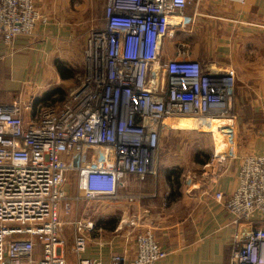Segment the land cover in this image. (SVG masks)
Segmentation results:
<instances>
[{
  "label": "built area",
  "instance_id": "2783aa9c",
  "mask_svg": "<svg viewBox=\"0 0 264 264\" xmlns=\"http://www.w3.org/2000/svg\"><path fill=\"white\" fill-rule=\"evenodd\" d=\"M193 1L107 0L85 41L83 75L61 103L27 117L30 103L0 101V264H69L67 250L76 264H101L82 256L98 229L94 220H61L72 215L67 175L73 171L80 199L100 204L116 196L128 175L155 174L162 138L179 128L171 119L189 118L190 128L218 132L224 142L198 178L236 157L234 69L208 67L185 48L182 57H162L163 39L193 24L186 13ZM39 19L35 0H0V42L31 34ZM195 178L189 174L185 185ZM214 197L235 222L252 226L243 240L235 236L228 264H264V153L241 156L235 188ZM135 244L132 259L113 254L111 264H155L167 254L149 231Z\"/></svg>",
  "mask_w": 264,
  "mask_h": 264
},
{
  "label": "crops",
  "instance_id": "0c3cea01",
  "mask_svg": "<svg viewBox=\"0 0 264 264\" xmlns=\"http://www.w3.org/2000/svg\"><path fill=\"white\" fill-rule=\"evenodd\" d=\"M71 1L37 0V7L48 21L36 24L31 35H18L11 43L0 42V101L17 100L4 94L19 91L29 80L35 82L36 74L46 73L51 66L58 74L54 61L60 60V52L56 51L67 55L70 38L79 39L78 51L84 64L92 14L102 21L104 7L97 11L86 1L82 4L76 1L78 7H72ZM186 13L194 16L193 24L184 32L187 36L177 30L174 36L165 37L162 57H182L179 49L185 48L190 58L208 67H233L235 85L257 89L254 101H264V0H194ZM78 28L82 30L79 33ZM56 41L63 49L61 46V50L57 49ZM59 78L62 79L58 74ZM28 103L31 108L25 112L27 117L44 106H33L31 100ZM192 124L190 121L174 126L187 128ZM173 133L167 132L166 137L169 139ZM233 137L237 147L236 128ZM260 139L253 138L246 143L245 150H236L235 158L207 168L206 177L198 178L202 165L209 159L192 161V174L196 177L192 185H183L173 176L186 158H181L178 151L161 147L155 158V174L128 175L126 186L116 196L105 199L106 203L102 202L108 206V213L115 214L114 227H107L111 222L106 226L97 223V232L91 233L82 256L96 257L101 264H111L113 254H122L130 260L136 249L135 236L149 231L167 251L155 264H228L237 243L235 236L238 235V241L243 240L252 226L244 221L235 222L233 215L215 199L214 192L229 193L235 188L239 158L264 153V137ZM73 262L76 256L68 260L69 264Z\"/></svg>",
  "mask_w": 264,
  "mask_h": 264
},
{
  "label": "rangeland",
  "instance_id": "374dc122",
  "mask_svg": "<svg viewBox=\"0 0 264 264\" xmlns=\"http://www.w3.org/2000/svg\"><path fill=\"white\" fill-rule=\"evenodd\" d=\"M78 1L80 4L86 1V3H91L93 7L96 8L97 11L100 10V7H104L107 0H72L71 5L75 7L78 5L75 2ZM37 0H35V5L37 7ZM40 19L36 24L43 23L44 21H48L47 16L45 13L41 12V10L37 7ZM71 10V9H69ZM93 20L87 29V34L90 31V28L93 26H97L101 24L100 17H96L95 13L92 14ZM34 30V29H33ZM82 31L81 29H77V32ZM33 32V31H32ZM183 32V31H181ZM32 34V33H31ZM31 34H25L26 36ZM184 36H187L183 32ZM39 39V38H38ZM59 41H56L57 49H60ZM55 46V45H54ZM79 47V39L76 37L75 39H69L67 45V55L64 54L62 51H56L57 53L60 52V61H62L66 66L70 67L72 70V76L66 80H58V74L51 66L50 70L46 73H38L36 74L35 82L27 81V84H24L20 88L19 91L14 93L6 92L4 95L7 98H17L21 99L26 104L34 97L42 94L47 89L53 87H60L64 92V98L67 97L69 90L74 87L80 80V76L83 75L84 71V64H83V56H81L80 51H78ZM63 49V46H61ZM60 49V50H61ZM59 54V53H58ZM233 68V67H232ZM234 87V102L232 106V112L230 116L235 117L234 124L237 131V139L238 144L235 147V151L237 150H245L247 148V142L252 140L253 138L260 139L261 136L264 137V101L257 102L254 101L255 97L258 94L257 89L251 88H236ZM16 93V94H15ZM15 94V95H14ZM12 99V98H11ZM60 103V102H59ZM230 124L229 121H219L217 122L218 125ZM187 128H176L173 129V135H169L168 137L162 138L161 140V147L169 148L170 151L179 152L181 158H186L185 162L181 167H177L178 171H174L176 173L173 174L174 177L177 176V180L184 185L187 179V176L192 174V166L191 163L194 160H201L206 161L212 156L214 146L218 148H224V142L222 138H217L219 135L218 132H215L214 135L208 131H199L196 129H192V127ZM261 140V139H260ZM172 147L174 149H172ZM167 152V151H165ZM247 151H244V153ZM65 189L70 197V201L72 202L71 208V216H67L62 214L61 220L65 223L69 218L72 216L74 218H91L94 220L95 225L97 223H102L104 225H108L110 220L114 219L113 213H108L107 205L105 203H98V202H89L84 199L78 198V192L76 189V179L73 171H69L67 175V181L65 184ZM98 226H96V229ZM104 229V228H102ZM105 231V230H103ZM94 232H97L95 230ZM102 233V231H101ZM104 234V233H103ZM63 235L67 240V247H70L71 243L73 242V234L69 227V225H64L63 227ZM68 260L73 259L75 257L74 253L69 252L67 254ZM76 264V262H73Z\"/></svg>",
  "mask_w": 264,
  "mask_h": 264
},
{
  "label": "trees",
  "instance_id": "16d2710c",
  "mask_svg": "<svg viewBox=\"0 0 264 264\" xmlns=\"http://www.w3.org/2000/svg\"><path fill=\"white\" fill-rule=\"evenodd\" d=\"M55 68L57 69V72L59 76L62 79H68L72 76V70L70 67L66 66L62 61L59 59H55L54 61ZM64 92L60 87H53L50 89L45 90L42 92V94L34 97L32 100L33 106L36 105H54L57 103H61L64 100ZM173 173L176 175V173L173 171ZM174 180H177V176L174 177ZM111 226L108 225V228H113L114 227V220H110ZM106 226V225H105Z\"/></svg>",
  "mask_w": 264,
  "mask_h": 264
},
{
  "label": "bare ground",
  "instance_id": "6f19581e",
  "mask_svg": "<svg viewBox=\"0 0 264 264\" xmlns=\"http://www.w3.org/2000/svg\"><path fill=\"white\" fill-rule=\"evenodd\" d=\"M190 121H193L189 118H184V119H171L169 120V123L174 126L175 124H181V123H188Z\"/></svg>",
  "mask_w": 264,
  "mask_h": 264
}]
</instances>
